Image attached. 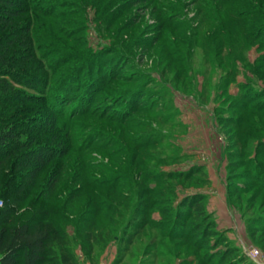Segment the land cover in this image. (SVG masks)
<instances>
[{
	"label": "rangeland",
	"instance_id": "374dc122",
	"mask_svg": "<svg viewBox=\"0 0 264 264\" xmlns=\"http://www.w3.org/2000/svg\"><path fill=\"white\" fill-rule=\"evenodd\" d=\"M69 1L34 41L28 69L40 82L3 71L14 90L0 92V116L38 148L35 193L50 190L80 264H214L212 242L177 235L187 195L202 196L216 231L264 263V225L252 224L264 211V0ZM66 137L75 149L61 156ZM10 173L16 184L24 176Z\"/></svg>",
	"mask_w": 264,
	"mask_h": 264
},
{
	"label": "trees",
	"instance_id": "16d2710c",
	"mask_svg": "<svg viewBox=\"0 0 264 264\" xmlns=\"http://www.w3.org/2000/svg\"><path fill=\"white\" fill-rule=\"evenodd\" d=\"M93 1H96L95 4L99 7L101 2H105L104 7L108 8L118 0ZM70 2L72 1L0 0V92L9 94L14 90L12 83L1 76L8 73L3 72L8 71L6 69H9L15 82H40L39 76L30 73L28 69L37 63L38 55L34 50V41L44 32L41 29L42 23L47 24L51 18L67 16L66 8L72 6ZM246 2L250 3L249 0ZM59 6L62 9L55 12ZM99 9L97 8V11ZM113 11L116 13L117 10ZM219 34L225 35V32L219 31ZM44 36L51 37L46 33ZM59 42L55 40L50 46L56 48L60 46ZM66 57H69V53ZM73 59L85 58L77 55ZM11 66L15 70L11 69ZM61 84L62 87L56 86L58 90L64 87L63 82ZM133 95L127 96L126 102L134 104L138 95ZM19 131L20 128L16 127L13 121L0 116V197H3V203L5 202L4 206H0V264H80L70 247V237L66 229L54 214L52 205L50 206V190L44 193L40 189L35 193L41 183L44 167L40 169L32 166L34 161L31 156L38 152V148L34 149L32 140L24 138ZM63 141L65 145L62 146L61 156H66L71 149H75V145L70 142L69 137ZM61 159V163L65 165L68 158ZM238 162L231 160L230 166L238 165ZM10 172H23L24 176L16 184L18 176L13 177ZM230 174L229 182L233 188H237L240 183L234 178L239 173L232 169ZM250 174V179H259L254 169ZM54 179L52 174L49 184L46 185L54 186ZM153 192V188L145 189L147 195ZM182 204L183 207H179L175 213V224H180L177 235L186 237L201 247L209 246L212 242L213 249L210 251L209 260L216 257L214 264H255L245 254L240 253L224 235L216 231L214 221L208 218L202 196L187 195ZM138 206L147 211L149 205L146 200L141 199ZM260 206H264V201ZM162 212L164 215L168 214L165 208ZM253 218V225H264V211ZM125 238L130 241L127 236ZM86 240H93L90 233L86 235ZM127 248L125 246L122 250ZM123 256L116 258L112 264H119Z\"/></svg>",
	"mask_w": 264,
	"mask_h": 264
},
{
	"label": "built area",
	"instance_id": "2783aa9c",
	"mask_svg": "<svg viewBox=\"0 0 264 264\" xmlns=\"http://www.w3.org/2000/svg\"><path fill=\"white\" fill-rule=\"evenodd\" d=\"M3 204V200L0 199V205ZM250 258H253L255 261H259L262 259L261 251L258 248H253L251 251H249ZM259 264H264L263 262H260Z\"/></svg>",
	"mask_w": 264,
	"mask_h": 264
}]
</instances>
